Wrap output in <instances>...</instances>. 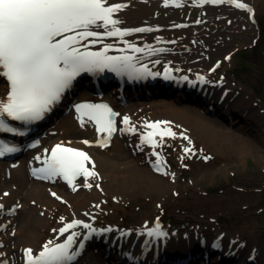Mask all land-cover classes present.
Here are the masks:
<instances>
[{
  "label": "bare ground",
  "instance_id": "6f19581e",
  "mask_svg": "<svg viewBox=\"0 0 264 264\" xmlns=\"http://www.w3.org/2000/svg\"><path fill=\"white\" fill-rule=\"evenodd\" d=\"M125 1L127 6L115 15L120 21L115 27L120 30L143 28L145 31L110 40L109 43L120 47L137 44L143 46L140 48L142 51L147 49L158 51L163 48L162 54L155 60L163 63L173 62L176 64L173 67L204 68L222 59L221 70H227L235 62L237 50L251 44L260 36L256 12L258 9L264 11L263 0H237L239 3L252 7V16L249 11L228 4L215 7L204 6L201 9L195 5L186 4L180 9H174L166 8L163 2L157 0ZM228 20L231 21L230 26H227ZM92 29L107 33L113 30V27L109 25L108 29ZM207 56L210 57L211 63L206 60ZM225 56H230V60H224ZM260 62V66L264 68V60L260 59ZM5 88V83L0 80V99L4 95ZM226 88L229 94L223 105H218L220 94L216 93L215 97L210 99V102L215 103L213 107L216 112L214 114L204 105L205 101L201 102L202 105L196 111L188 101L185 104L175 103L176 101L169 94H157L161 97L146 105L143 102L138 104L134 100L133 102L129 100L126 106L118 108L117 122L118 129L121 130V116L127 115L131 132L121 136L117 135L119 132L116 133L107 141V146L100 145L102 136L92 125L88 122L79 124L73 118L72 112L53 114L50 138L56 143L70 144L79 148L83 147V140L89 141L90 147L87 150L93 156L94 172L97 175L91 177L88 182H80L77 190L67 189L58 182L54 184L34 182L30 179L29 171L22 167H13L10 170L11 178L8 179L6 164L0 162V201L4 204L3 211L0 210V226H3L0 230V244L2 245L0 264L6 261L9 264H22L24 249L39 247L46 239L51 238L53 236L51 231L61 224H58L61 216L65 221L87 217L92 220L94 217L93 223L97 226L99 223H109L107 218L110 216L118 217L129 208L140 207L146 215L144 219L157 217L155 213H159L162 208H157L155 205L148 207V203L139 205L137 201L140 196L155 194L154 191L162 196L166 191L175 189L179 173L168 167L166 175L162 176L150 169L149 165L154 163V159L149 153L150 150L142 148L138 141L148 122L160 118L171 121V124L167 126L177 133V137L165 136L162 140L159 139L157 150L163 153L165 159L179 165L188 163L195 172L205 168L203 164H198L197 160L206 156L211 157L207 161L210 165L217 161L226 162L228 160L226 156L232 153L240 160L246 158L252 153L249 140L245 139L241 129H229L224 121L231 116L260 126L263 113L258 110V106L251 99V93L246 89L230 84L226 85ZM188 100L191 101V99ZM133 103H136L138 107ZM229 104H232V111L229 106L227 110H223V107ZM179 108L187 110H178ZM182 132L191 139V144L180 136ZM185 147L192 148L193 152L185 153ZM25 158L22 156L16 159L15 165H22ZM40 159H43V156H40ZM88 184L92 187H87ZM110 186L115 187L114 190ZM4 191H10L7 197L2 196ZM53 192L60 193L68 205L62 206L58 201L53 200L51 198ZM112 198L115 199L114 204L107 200L105 203L101 201V199ZM92 204L99 205V207H93ZM13 207H16L15 215H7ZM147 209H151L152 213L147 212ZM137 220L139 223L146 222V220ZM108 225L110 224H105L103 228ZM196 235L204 238L208 243L222 239L225 246L224 255H229V257L224 262L216 261L215 264H252L244 261L248 256H254L258 264H264V253L258 251L259 249L253 243L250 244V249L241 251L236 247L239 242L233 241L235 237L223 238L221 233L211 229L198 231ZM188 242L192 247H189L185 253L188 251L199 253V249L196 251L194 245L199 241H193L190 236ZM229 244H232L230 249ZM99 245L93 249H100ZM182 251L170 249L174 255L181 256ZM162 255H164L163 252L152 258L149 255L147 260L151 264H165L163 262L165 257ZM89 256H93L92 252ZM204 263L205 259L199 262L195 259L187 264Z\"/></svg>",
  "mask_w": 264,
  "mask_h": 264
},
{
  "label": "snow or ice",
  "instance_id": "6c2138e0",
  "mask_svg": "<svg viewBox=\"0 0 264 264\" xmlns=\"http://www.w3.org/2000/svg\"><path fill=\"white\" fill-rule=\"evenodd\" d=\"M224 2L226 0H200L201 4ZM227 2L251 12L245 3H239L237 0H227ZM164 3L167 6L169 0H164ZM175 6L179 7L181 4L175 3ZM124 7L125 5L120 3L109 4L108 0H0V76L6 77L10 84L7 99L0 101V131H17L8 126L6 117L25 123L42 120L82 72L94 73L105 68L116 73L131 74L142 71L135 69L130 63V57H110L105 56L103 52H80L78 48L72 46L79 42L78 37L86 39L103 35L98 31L90 30L92 28L108 29L111 25L113 30L107 31L108 36L126 35L115 27L120 23L119 19H113V14ZM132 31L143 32L145 29L137 28ZM66 33L75 34L65 35ZM58 37L62 38L57 39ZM84 109L89 111L91 119H95L101 125L98 131L107 132L111 137L116 130L111 117L118 116L119 113L113 112L106 104L77 105V111ZM123 123L129 125V117L124 116ZM169 124L171 121H156L148 124L147 127L156 131L148 133L144 140L153 147H158V142L153 139L154 135H159L161 140L165 136L176 138L177 133L171 128L160 129L161 125ZM180 136L189 144L192 143L183 132ZM82 143L88 145L90 142L84 140ZM15 150L0 141V156ZM184 152L191 153L193 149L185 147ZM204 159L209 160L211 157L206 156ZM86 161H90V157L85 151L57 144L51 149V159L46 161L47 167L39 171L48 176L61 175L72 184L77 176H84L87 179L97 175L85 167ZM86 186L92 187L91 184ZM73 187L75 188V185ZM4 195L7 196L8 193ZM56 198L60 199L59 196ZM2 207L0 205V208ZM63 219L61 217V220ZM82 223V221H74L59 231L63 234ZM83 227L91 226L83 224ZM149 235H152V232H149ZM52 244L51 240L45 243L36 256L33 255V249H24L27 264H72L76 255L75 250L70 252L73 236H68L64 243L50 247Z\"/></svg>",
  "mask_w": 264,
  "mask_h": 264
},
{
  "label": "rangeland",
  "instance_id": "374dc122",
  "mask_svg": "<svg viewBox=\"0 0 264 264\" xmlns=\"http://www.w3.org/2000/svg\"><path fill=\"white\" fill-rule=\"evenodd\" d=\"M256 19L259 38L239 48L233 65L223 72L227 74L230 85H239L251 93L252 101L263 113L260 126L231 116L224 121L229 129H241L245 139L249 140L252 153L243 160L233 153L228 154L226 162L217 161L211 165L204 158L199 159L197 163L205 168L198 172L188 163L179 165L169 160L170 167L179 173L175 189L166 191L162 196L154 191L155 194L140 196L137 202L139 205L148 203V207L159 205L162 210L155 214L163 218L208 227L221 233L223 238L231 235L242 244V248L253 243L264 250V68L260 66V59L264 60L263 10H257ZM110 188L114 190L115 187ZM106 200L111 204L115 201ZM147 212L152 213V210L147 209ZM145 216L140 207H133L107 220L127 228Z\"/></svg>",
  "mask_w": 264,
  "mask_h": 264
}]
</instances>
